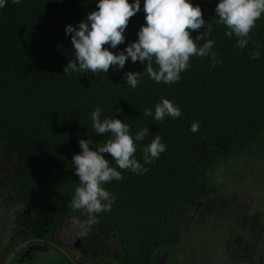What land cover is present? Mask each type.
Listing matches in <instances>:
<instances>
[{
  "label": "trees",
  "instance_id": "obj_1",
  "mask_svg": "<svg viewBox=\"0 0 264 264\" xmlns=\"http://www.w3.org/2000/svg\"><path fill=\"white\" fill-rule=\"evenodd\" d=\"M192 3L200 5L206 21L192 35L204 33L211 23L209 38L215 41L220 62L213 67L208 58L193 56L179 82L156 83L143 73L136 89L126 85L124 74L142 73L144 66L130 59L123 70L110 68L107 74L62 75L74 58L65 27L76 26L96 10V0H22L20 4L8 0L0 9V144L18 162L7 168L8 178L2 184L15 187L12 199L27 208L26 241L52 246L49 237L67 221L86 219L69 207L79 182L71 160L82 151L79 139L97 143L107 139V134L96 135L92 128L90 114L97 106L106 115L118 106L123 112L115 113L117 118H128L125 123L133 134L148 127L162 137L167 150L144 165L147 172L120 170L123 179L106 185L115 203L99 214V222L89 228L82 244L83 256L96 254L94 264H155L162 252L181 247L192 232H202L197 226L213 227L206 221L197 225L194 213L207 210L208 217H219L215 197L224 185L249 193L244 186L249 181L258 191V210L264 213V16L251 34L262 55L252 59L254 45L241 50L234 37L225 36V26L216 23L218 0ZM144 16L141 5V11L130 18L126 43L119 49L138 38ZM161 98L173 101L182 116L161 122L144 118L143 111H154ZM197 121L199 130L193 133L190 126ZM152 139L149 135L140 143ZM252 148L259 150H254L258 154L254 167L239 166V159ZM136 156L143 162L139 149ZM105 157L112 159L110 154ZM111 163L115 166L114 160ZM200 235L189 241V246L194 245L189 253L195 257L225 240L221 234ZM112 236L118 246L108 242ZM58 255L48 264H83L63 252Z\"/></svg>",
  "mask_w": 264,
  "mask_h": 264
},
{
  "label": "clouds",
  "instance_id": "obj_2",
  "mask_svg": "<svg viewBox=\"0 0 264 264\" xmlns=\"http://www.w3.org/2000/svg\"><path fill=\"white\" fill-rule=\"evenodd\" d=\"M7 3L8 0H0V9L5 8ZM12 3L20 4L22 0H12ZM141 5L145 16L137 33L138 38L119 49V45L126 43L125 31L129 20L141 11ZM262 16L264 0H218L215 7V21L225 26V36L234 37L236 46L241 50L249 43L254 45L252 59H259L262 55L260 46L251 35ZM205 25L200 5L194 6L192 0H134L133 3L129 0H96V10L87 14L76 26L69 24L65 27V34L71 38L74 58L64 67L62 75L107 74L110 68L123 70L130 59L132 63L139 62L144 66L142 73L129 71L124 74L123 79L130 88L138 87L143 73L156 83H177L181 74L190 68L193 56L208 58L213 67L220 62L219 53L214 50L215 41L209 38L211 23H207L204 33L195 37L192 35ZM122 112L117 106L106 115L97 106L90 114L92 128L96 135L107 134V139L103 143L90 138L79 139L82 151L72 157L73 171L79 182L69 207L86 217L83 223L73 217V224L80 226V235L99 222L100 213L111 210L116 197L106 185L123 179L120 170L143 174L148 171L144 165L151 164L167 150L162 137L152 134L148 127L140 128L133 134L130 125L125 123L128 118L122 121L115 114ZM142 116L161 122L165 117L180 118L182 110L168 98H161L154 111L147 108ZM198 130L199 122H193L190 131L196 133ZM149 135L153 139L141 144ZM138 149L143 162L136 156ZM105 154H110L112 159H107ZM113 160L115 166L111 163ZM256 251L264 258V242L258 245Z\"/></svg>",
  "mask_w": 264,
  "mask_h": 264
},
{
  "label": "rangeland",
  "instance_id": "obj_3",
  "mask_svg": "<svg viewBox=\"0 0 264 264\" xmlns=\"http://www.w3.org/2000/svg\"><path fill=\"white\" fill-rule=\"evenodd\" d=\"M0 149V264H9L11 257H19L18 254H15L17 251H20L21 249L28 246V243L22 236L19 237L15 235L14 239L11 235L14 231L12 230V226L14 225L13 218L16 216V208L18 207L17 210L22 209L24 211L27 210V208L23 203H17L12 199L15 196L14 194L17 190L16 188L11 185L6 187L2 184V181L8 178L7 168L12 169L15 166H18V162L15 160L14 155L10 152H7L1 144ZM254 150V148L250 149L249 152L245 154L246 158L239 159V166L242 164L243 168L245 166L250 168L251 165L254 167L255 162L253 164L252 162L255 156H258L257 152H255L257 149L255 151ZM262 170L264 171V169ZM238 180L239 179L237 178V182L240 185V180ZM244 186L248 187L249 193L246 191H231L229 187H226V185L223 186V192L219 194V196L215 197V199H217L216 201H218L220 205V208L217 212L219 213V217L214 216L213 218H207V222H209L210 225L217 226L219 224L227 226L228 223H230L229 225H233L234 227H240L243 225L242 229H246L245 223H243L244 219H248L249 221L253 222L255 221L257 223L256 219L259 215V219H261V221L264 220V213L261 212V210H258V201H260V199H258L259 197L255 196L256 192L258 191H253V186L250 185L249 181H245ZM76 218L81 223H83L84 220L79 217ZM232 218L235 219V221L231 223L230 221ZM218 219L219 221L217 222ZM202 222H204L203 219L200 221V224ZM217 230L219 231V229ZM80 231V226L78 224H73V219L67 221L64 226L60 228L59 232L56 233V235L49 237V241L53 245L52 251L40 255V258L36 262L38 264H46V262L54 261L58 258L59 253H64V250L58 247L64 246L68 250L65 251V253L75 262H80L83 264H91L92 262L94 263L95 256H83L82 254V244L85 241V237L89 234V229L84 235H80ZM108 242L111 244V246H116V239L113 236L109 238ZM181 245L182 246H179L178 250L174 254L184 253L183 248L188 245V239L182 240ZM232 256L239 257L238 255L233 254V252ZM171 257L173 258L171 254L168 255V258H170L169 261L172 259ZM165 263L169 264L168 260H166ZM12 264L18 263L14 261Z\"/></svg>",
  "mask_w": 264,
  "mask_h": 264
},
{
  "label": "flooded vegetation",
  "instance_id": "obj_4",
  "mask_svg": "<svg viewBox=\"0 0 264 264\" xmlns=\"http://www.w3.org/2000/svg\"><path fill=\"white\" fill-rule=\"evenodd\" d=\"M15 202L18 203L19 201L15 200ZM17 208L16 211L14 210L16 216L13 218L14 225L12 226V230L14 231L11 235L13 238L15 237V235L19 237L22 236L25 240V227L27 226L26 223L29 220V216H27L26 210H17ZM206 212L207 210L194 213V216H197V219L195 221L197 225L200 224V221L202 219L203 221L207 222L209 214ZM194 216L192 215L191 220L194 218ZM256 221L257 223L255 221L253 222L249 221L248 219H244L243 223H245L246 229H242V225L238 228L239 231H234V226L227 227L226 225L223 226L219 224H216L217 226H213L212 228H208V226H197L201 228L200 231L202 232H192V234L188 235L189 238L186 237V239H188V245L183 248V254H174L178 250V246L172 247L170 248V250L162 252L155 264H166V260H168L169 264H184L185 260H187V262H190V264H264V258L258 256L256 251L258 245L264 242V220L261 221L258 215ZM217 229H219V231ZM59 230L60 228L57 230V233L59 232ZM200 233V237L210 236L211 238L216 237L217 234H221L225 237V240L221 243L222 245L220 246L214 244L212 245V248H204L203 253L200 252L195 257V255L189 253V251L194 246H189V241L193 240V238ZM54 235L56 234H52L51 236L53 237ZM113 237L116 239V236ZM26 242L28 243V246L21 249L20 251H17L15 254H18L19 257H11L9 264L14 263V261H16L18 264H38L36 261L40 258V255L52 251L53 245L50 243V241L49 244L52 246H48L42 243H32L30 241ZM115 243L116 246H118V243ZM65 251L68 250H64V254H66ZM221 251L224 253V256L221 255ZM232 252L239 257L232 256ZM170 254L173 256V258L171 257L172 259L169 261L170 258H168V255ZM95 255L96 254L89 256ZM192 256L194 258H191ZM71 260L74 261L73 259ZM50 262L52 261L46 262V264ZM91 264L94 263L92 262Z\"/></svg>",
  "mask_w": 264,
  "mask_h": 264
}]
</instances>
